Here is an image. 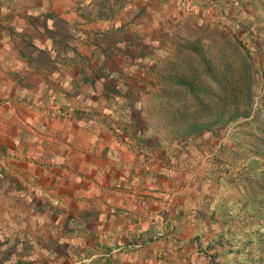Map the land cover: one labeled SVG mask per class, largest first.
I'll use <instances>...</instances> for the list:
<instances>
[{
    "label": "rangeland",
    "instance_id": "obj_1",
    "mask_svg": "<svg viewBox=\"0 0 264 264\" xmlns=\"http://www.w3.org/2000/svg\"><path fill=\"white\" fill-rule=\"evenodd\" d=\"M229 2L62 3L75 6V18L85 19L80 22H106L91 25L89 41L74 48L75 57L94 66L90 85L97 88L75 86L82 94L72 96L74 103L85 109H49L46 115L119 120L122 128L133 126L142 149L164 161L161 176L170 185L156 213L170 212L182 224L173 235L157 225L155 214L144 218L155 225L153 237L171 248L156 255V264H264V30L245 27L243 3L229 13ZM246 60L254 79L250 104L241 83ZM95 76L100 83H93ZM102 100L105 111L92 109ZM117 127L112 129L122 135ZM176 152L183 160L167 167ZM6 241V225L0 226V246ZM25 242L32 250L31 240Z\"/></svg>",
    "mask_w": 264,
    "mask_h": 264
},
{
    "label": "crops",
    "instance_id": "obj_2",
    "mask_svg": "<svg viewBox=\"0 0 264 264\" xmlns=\"http://www.w3.org/2000/svg\"><path fill=\"white\" fill-rule=\"evenodd\" d=\"M63 1L0 0V226L7 240L0 248L6 264L28 258L29 264H156V255L171 248L153 237L155 225L144 218L155 214L173 235L182 224L170 212L156 213L170 185L164 161L142 149L133 126L122 128L119 120L46 115L85 109L72 96L82 94L76 85L92 88L94 66L75 57L74 48L89 41L91 25L106 24L78 21L85 19ZM240 2L249 16L243 25L264 30V0H230L228 12ZM77 31L82 36L75 39ZM92 109L105 111L104 101Z\"/></svg>",
    "mask_w": 264,
    "mask_h": 264
},
{
    "label": "trees",
    "instance_id": "obj_3",
    "mask_svg": "<svg viewBox=\"0 0 264 264\" xmlns=\"http://www.w3.org/2000/svg\"><path fill=\"white\" fill-rule=\"evenodd\" d=\"M244 67H245V71H244V74L242 75L243 79H242L241 83L242 82L244 83L243 88L245 89V93H243V91L241 90V88H242L241 86L238 88V90L240 91V95H242V93H243V95L246 96V102L248 104H250L252 102V98H251V95H252L251 84L254 82V79H253L252 74H251L252 70L250 69L252 67L251 63L249 61H247V60L244 61ZM220 79H222V78H219L218 80H220ZM235 85H237V84H235ZM235 88H237V87L235 86ZM177 152H176V154H173V155L168 157V162H167L168 164H169V161L170 162H174V160L175 161L178 160V162L179 161L181 162L183 160L182 158L179 159V157H176L177 156ZM178 153H180V152H178ZM0 250H1L0 251V262L4 263L5 262L4 260H6V253L2 250V248H0ZM29 259H30V261H32L31 258H28L27 264H29V262H28Z\"/></svg>",
    "mask_w": 264,
    "mask_h": 264
},
{
    "label": "built area",
    "instance_id": "obj_4",
    "mask_svg": "<svg viewBox=\"0 0 264 264\" xmlns=\"http://www.w3.org/2000/svg\"><path fill=\"white\" fill-rule=\"evenodd\" d=\"M147 219L151 220L152 218L151 217H148ZM161 232H155L156 235H159ZM93 256V254L90 255V257L88 258H91Z\"/></svg>",
    "mask_w": 264,
    "mask_h": 264
}]
</instances>
